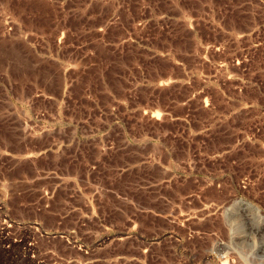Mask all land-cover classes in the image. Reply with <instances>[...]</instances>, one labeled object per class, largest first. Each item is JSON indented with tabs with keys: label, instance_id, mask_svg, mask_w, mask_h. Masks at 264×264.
<instances>
[{
	"label": "rangeland",
	"instance_id": "374dc122",
	"mask_svg": "<svg viewBox=\"0 0 264 264\" xmlns=\"http://www.w3.org/2000/svg\"><path fill=\"white\" fill-rule=\"evenodd\" d=\"M112 8L0 0V264H264V96L239 105L208 85L205 97L187 102L193 126L142 109L165 101L183 111L169 102L174 87L142 83L177 73L178 61L218 81L241 74L248 96L258 83L264 91V0H126L119 21L102 31ZM102 40H123L116 68L132 67L139 77L138 154L101 151L94 140L19 154L25 145L12 106L37 81L50 85L37 74L53 71L50 57L68 61L72 74L86 61L92 67L72 87L78 105L68 108L81 115L83 84L96 88L100 66L114 69ZM126 44H137V60ZM233 83L225 87L232 91ZM106 139L124 140L117 128Z\"/></svg>",
	"mask_w": 264,
	"mask_h": 264
},
{
	"label": "crops",
	"instance_id": "0c3cea01",
	"mask_svg": "<svg viewBox=\"0 0 264 264\" xmlns=\"http://www.w3.org/2000/svg\"><path fill=\"white\" fill-rule=\"evenodd\" d=\"M95 2L102 4L111 3L113 5L105 22L99 26L102 31H105L122 17V10L126 0H82V4L87 7V10ZM160 15L166 17L184 16L181 12L172 13L169 11H165ZM121 38L124 41H127L128 38L132 39L131 36H121ZM122 41L102 40L101 43L108 45L111 49L113 54L110 58L111 63L107 64L114 66V69L108 70L101 65L97 87H91L90 84L86 83L83 84L80 96L86 106L81 115L76 114V111L68 110L70 105H78L77 98L72 96V87L78 83L80 78L84 79L87 76V70L92 67L93 63L78 61V64L74 66L77 73L72 74V68L70 64H67L68 61L50 57L53 71L41 70L37 73L45 77L49 76L50 85L46 82L40 83L37 81L35 90L29 96L20 100L22 104L12 106V108L18 109L20 114V121L17 127L19 129V144L25 145V147L18 149L19 154L32 156L45 152L49 148H60L63 145H72L79 142L90 145L92 140L96 141L95 145L101 151L126 147L127 150L130 149L131 155L133 151H135L136 155L138 154V132L136 130L133 132L132 117L134 112L135 124L137 125L139 114L137 98L140 81L137 73L133 75L132 67H130V71L128 70L124 74L116 68L118 54L122 53L119 50L123 47V44H120ZM126 45L135 46L137 60V44ZM131 54L132 51L130 50V61L132 64L133 58ZM37 63L40 65L43 60H39ZM177 63L180 68L177 73H168L159 77L152 76L145 79L146 83L142 82L151 88L165 89L174 87L176 92L171 94L173 101L170 99L169 102H178L184 106L183 111L178 113L176 109L167 107L165 101L161 104H142L143 110L145 107H148L151 113L158 110L160 115H155L157 119H165L170 116H174L176 120L180 118L186 120L187 118V124L192 125L193 120L187 102L195 96L205 97V89L208 85L217 94H220L223 99L235 101L239 105L258 103L259 98L264 96V91L260 88L259 83L255 84L254 95L248 96V92L245 90L247 80L241 74L226 73L225 78L222 81H218L213 75L207 73L190 72L188 64L186 65L181 61ZM88 76H90V73ZM53 80L55 82L54 85L52 84ZM196 80L199 82L198 85L194 84ZM229 80L234 82L232 91L225 87V81ZM186 87H188L186 99H181L179 97L181 90H185ZM209 97L211 98L210 95ZM115 128L124 138L122 144L118 146L109 143L106 139L107 134ZM48 132L50 134L46 136ZM39 137H41L40 141L38 140ZM25 138H35V141L29 143L24 141ZM161 145L165 149L169 147L164 141Z\"/></svg>",
	"mask_w": 264,
	"mask_h": 264
},
{
	"label": "bare ground",
	"instance_id": "6f19581e",
	"mask_svg": "<svg viewBox=\"0 0 264 264\" xmlns=\"http://www.w3.org/2000/svg\"><path fill=\"white\" fill-rule=\"evenodd\" d=\"M243 208V207H242ZM244 208L245 209H249V210H251L253 213H254V215L255 214H259L260 213V209L258 208V207H256V206H254V205H252L251 203H249V202H245L244 203ZM245 211V210H244ZM246 214V213H245ZM261 214V213H260ZM247 215V214H246ZM251 215V214H250ZM254 215H253V217H254ZM252 216V215H251ZM259 217V216H258ZM258 219V218H257ZM264 221V220H263ZM256 222V221H255ZM260 222H262L261 220H260ZM263 223V222H262ZM253 224H254V222H253ZM255 230V229H254ZM260 232V231H259Z\"/></svg>",
	"mask_w": 264,
	"mask_h": 264
}]
</instances>
